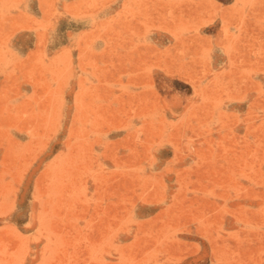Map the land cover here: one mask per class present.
<instances>
[{"label":"rangeland","instance_id":"1","mask_svg":"<svg viewBox=\"0 0 264 264\" xmlns=\"http://www.w3.org/2000/svg\"><path fill=\"white\" fill-rule=\"evenodd\" d=\"M0 264H264V0H0Z\"/></svg>","mask_w":264,"mask_h":264}]
</instances>
